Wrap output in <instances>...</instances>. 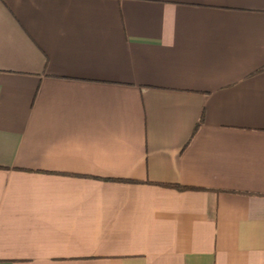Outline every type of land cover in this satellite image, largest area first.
Masks as SVG:
<instances>
[{
    "label": "crops",
    "instance_id": "1",
    "mask_svg": "<svg viewBox=\"0 0 264 264\" xmlns=\"http://www.w3.org/2000/svg\"><path fill=\"white\" fill-rule=\"evenodd\" d=\"M0 264H264V0H0Z\"/></svg>",
    "mask_w": 264,
    "mask_h": 264
},
{
    "label": "trees",
    "instance_id": "2",
    "mask_svg": "<svg viewBox=\"0 0 264 264\" xmlns=\"http://www.w3.org/2000/svg\"><path fill=\"white\" fill-rule=\"evenodd\" d=\"M202 121H203V118H202ZM171 187L176 188V189H178V190H183V189H185L184 187H182V186H178V185H173V186H171Z\"/></svg>",
    "mask_w": 264,
    "mask_h": 264
}]
</instances>
